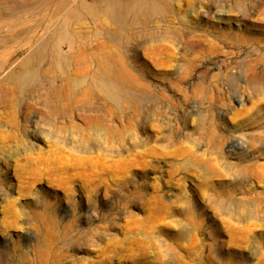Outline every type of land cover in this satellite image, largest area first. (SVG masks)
Segmentation results:
<instances>
[{
	"label": "rangeland",
	"instance_id": "obj_1",
	"mask_svg": "<svg viewBox=\"0 0 264 264\" xmlns=\"http://www.w3.org/2000/svg\"><path fill=\"white\" fill-rule=\"evenodd\" d=\"M94 1L0 0V77L45 42L80 67ZM114 1L129 99L66 107L51 72L9 123L0 91V264H264V0Z\"/></svg>",
	"mask_w": 264,
	"mask_h": 264
},
{
	"label": "bare ground",
	"instance_id": "obj_2",
	"mask_svg": "<svg viewBox=\"0 0 264 264\" xmlns=\"http://www.w3.org/2000/svg\"><path fill=\"white\" fill-rule=\"evenodd\" d=\"M149 1L150 4L152 3L149 5L150 8L158 10V4L166 3L169 0ZM135 3L136 1L132 0L130 6L126 5L134 9V7L137 8ZM63 4L64 2L59 6ZM126 10L128 9L119 8L114 0H96L91 5L80 4L77 7V11L67 16L65 22L68 24L69 20H76L79 24L81 20H90L95 23L100 27V30L94 35L101 40L100 46L96 49L83 47L76 57V61L80 60L82 65L78 68H73L58 54L55 45L47 42L40 43L41 45L39 44L37 50L24 58L17 69L0 77V91L5 93L1 96H3V99L5 96L9 98V105L2 107L4 111H7L5 119L9 123L14 120L10 112L12 107L16 105L19 96H26L27 94L25 93L30 90L34 83L37 84H34L32 88L36 85L39 87V84L43 82L40 78L51 72L59 79V82L51 83V86L56 87L55 91H51L50 88H43L42 94H46L47 97L48 95L50 97L57 94L64 95L63 105L66 107L71 104H80L90 96L97 97L111 108L121 101L129 99L126 91L137 88L139 83L128 71L120 57L115 58L114 54H112L111 47L115 43L111 33L108 31L110 24L119 31L118 22L124 23L126 16H128V11ZM63 27L60 26V28L56 29L52 35V40H60L70 48L84 44V38L77 34L68 33ZM77 76L82 77L78 78ZM38 90L40 89L38 88ZM54 103L57 104L58 101H54ZM61 108L62 105L58 108L56 105L54 108L56 114L61 111Z\"/></svg>",
	"mask_w": 264,
	"mask_h": 264
}]
</instances>
